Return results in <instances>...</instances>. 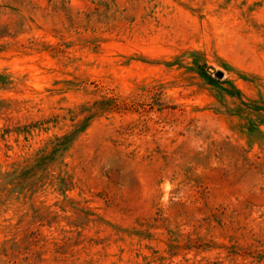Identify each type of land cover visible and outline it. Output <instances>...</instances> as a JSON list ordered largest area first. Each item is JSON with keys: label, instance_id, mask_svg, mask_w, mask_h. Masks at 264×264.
Returning <instances> with one entry per match:
<instances>
[{"label": "rangeland", "instance_id": "374dc122", "mask_svg": "<svg viewBox=\"0 0 264 264\" xmlns=\"http://www.w3.org/2000/svg\"><path fill=\"white\" fill-rule=\"evenodd\" d=\"M0 264H264V0H0Z\"/></svg>", "mask_w": 264, "mask_h": 264}, {"label": "water", "instance_id": "95a60500", "mask_svg": "<svg viewBox=\"0 0 264 264\" xmlns=\"http://www.w3.org/2000/svg\"><path fill=\"white\" fill-rule=\"evenodd\" d=\"M210 70H211V69H210ZM211 71H212V70H211ZM216 76H217L218 78H220V77H222V74H221V73H217Z\"/></svg>", "mask_w": 264, "mask_h": 264}]
</instances>
